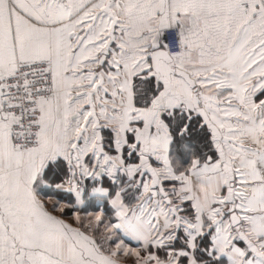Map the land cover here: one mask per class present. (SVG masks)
Segmentation results:
<instances>
[{
    "label": "snow or ice",
    "instance_id": "6c2138e0",
    "mask_svg": "<svg viewBox=\"0 0 264 264\" xmlns=\"http://www.w3.org/2000/svg\"><path fill=\"white\" fill-rule=\"evenodd\" d=\"M0 264H264V0H0Z\"/></svg>",
    "mask_w": 264,
    "mask_h": 264
}]
</instances>
